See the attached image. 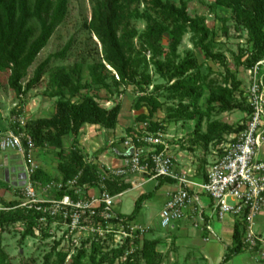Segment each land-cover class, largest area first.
<instances>
[{
	"label": "trees",
	"instance_id": "obj_1",
	"mask_svg": "<svg viewBox=\"0 0 264 264\" xmlns=\"http://www.w3.org/2000/svg\"><path fill=\"white\" fill-rule=\"evenodd\" d=\"M69 2L70 0H0V69L8 71V85L21 99L20 105L12 109L9 122L14 130L30 132L36 145H43L45 142L61 145L63 134H77L86 122L114 128L121 104L118 102L111 107H104L96 99L97 93L87 92L93 85L110 90L109 79L117 88L122 83L137 87L140 96L134 106L138 109L143 105L147 107L146 112L141 111L137 115V119L142 120L139 126L147 121V125L141 128L164 131V122L154 118V112L166 101L161 100L159 95L176 101L167 104L165 119L195 121L189 145L193 150L203 147L207 151L212 144L219 143L225 134L244 127L245 122L236 125L211 118L214 113L234 109L249 114L251 106L241 87L242 80L230 68L226 54L213 48L215 31L205 22L204 15L190 14L187 0H179V3L172 0H91V17L84 20L83 26L96 35L101 48L96 43L93 52L86 50L71 66L53 65V59H64L72 49L76 40L71 37L61 49L38 62L33 74L28 76L30 66L56 28L68 16ZM133 2H146L149 6L141 10L137 6L131 7ZM208 6L213 12L220 7L230 10V16L219 15L226 35L229 34L227 22L230 17L234 20L236 29L246 31L248 44L240 47V54L237 56L241 64L250 68L264 58V0H213ZM149 9H153V12ZM134 17L146 18L143 30L131 24ZM188 31L193 32L195 45L204 50L206 57L223 67L219 72L220 77L211 76L214 71L210 66L208 71H203V63L194 55H187L177 61L178 46ZM165 32L170 33L167 45L162 43ZM136 37L138 43L135 42ZM151 64L161 77L167 78V82L154 83L152 90L148 91L149 85L154 81L149 71ZM85 65L88 76L83 75ZM48 71L53 85L51 94L58 96L56 111L51 116L27 120L25 125H19L15 117L23 111V96L39 84ZM83 89L87 91L84 92ZM162 89L165 91L162 92ZM206 89L208 94L203 108L200 100ZM78 95L82 96L81 100H73ZM204 119H208L205 129L202 128ZM135 128L128 127V132ZM103 147L98 148L99 151ZM159 148L161 145H158ZM119 150L117 155L120 157L130 154V150ZM59 154V175L49 174L42 166L33 174L38 188L53 179L68 180L77 174L79 184H87L86 190L99 186L104 164L96 160L98 152L95 157L89 158L88 153L79 145L78 138L74 137L69 151L61 149ZM159 177L162 180H174L168 176ZM105 183L113 194L131 187L130 182H124L118 176L106 179ZM74 189L75 187L66 186L54 189L53 195L57 198L65 193L75 196ZM148 193L149 191H144L137 196L131 212H122L116 208L115 211L119 216L135 219ZM0 203V264H24L26 261L23 254L18 261H14L1 245L3 232L10 230L17 221L25 225L24 235L49 236L52 222L65 223L66 220L61 214L50 212L51 201L23 203V197L7 199L0 195ZM103 208L105 207L100 205L96 210ZM99 218L101 216L97 213L91 216V221ZM149 230L153 228L149 227L142 236L134 237L133 243L127 237L124 242L116 244L111 232H107L106 236L93 232L78 246L71 240L73 249L58 248L63 240L68 239L66 235L71 236L67 228L61 238L55 241L53 248L44 254L42 264H84L86 257L89 264H162L164 254L157 247L161 238L146 235ZM242 237L243 223L238 218L233 244L218 264H225L243 249ZM54 252L57 257L52 259Z\"/></svg>",
	"mask_w": 264,
	"mask_h": 264
},
{
	"label": "rangeland",
	"instance_id": "obj_2",
	"mask_svg": "<svg viewBox=\"0 0 264 264\" xmlns=\"http://www.w3.org/2000/svg\"><path fill=\"white\" fill-rule=\"evenodd\" d=\"M179 3V0H172ZM213 0H187L188 10L190 14L194 15L199 13L205 16V22L215 31L213 48L217 51H222L226 54L228 64L232 70L236 72V75L242 80V89L247 90L250 83V74L248 68L238 61L237 56L240 54V47L247 46L248 41L246 40V31L243 29H236L235 22L230 17L227 24L229 28V34L223 32V20L219 18V15L230 16V10L225 7L216 8L213 12L208 6ZM91 0H70L69 2V13L66 19L56 28L55 32L51 36L46 46L42 48L38 54L35 62L29 68V75L31 76L38 62L46 58L50 53L61 49L65 43L71 38L75 37V43L72 49L69 51L64 59H53V65H68L71 66L76 59L81 58V54L86 50L94 51L96 43L99 48L101 44L98 41L96 35L91 34L87 28L83 26L85 19L91 17ZM139 7L144 9L145 6H149L146 2H133L131 7ZM153 12V9H149ZM147 20L145 17H134L131 19V24L143 30L146 26ZM170 33L165 32L162 38V43L167 45L169 41ZM135 42L138 43V38H135ZM149 52L147 56H149ZM178 57L177 61L182 60L187 55H194L199 62L203 63L201 69L208 71V67L213 68L211 76H221L219 74L223 67L208 59L203 49L198 45H195V37L193 32L188 31L184 34L179 46H178ZM91 57H89V60ZM149 71L152 73L154 81L148 87V91H151L154 83H165L167 78L161 77L158 72L155 71V67L151 64ZM262 72L264 76V65H262ZM84 76H88V70L85 65ZM118 76V75H116ZM8 71L0 69V126L6 128L9 125L12 117V109L15 106H19L21 99L16 95L15 91L8 85ZM172 81V80H171ZM110 90L105 87H97L93 85V88L83 89L82 91L88 93H97L96 99L104 107H111L115 103H120L121 108L119 112L118 122L114 128H105L100 124H93L86 122L84 123L77 134L65 133L61 137V145H55L45 142L43 145H36V159L40 166L46 170L49 174L57 176L59 172V151L68 152L71 148L72 139L78 138V143L88 153L89 158L95 157V153L98 152L97 156H101L102 153H108L111 155H117V150L124 149L122 137H126L129 134L128 127H136L142 122L137 119V115L141 111H147L146 105H143L140 109L134 106L135 101L140 96V92L137 87L132 84H120L117 88L116 85L109 79ZM53 85L50 81V72H46L43 79L39 84L30 89L24 96L22 116L24 119L32 120L43 116H51L56 111L58 96L52 95ZM164 92L165 89H162ZM161 92V91H160ZM208 94L206 89L205 94L202 96L200 102L205 108V99ZM161 100H166L162 107L154 112V118L162 120L166 125L164 130L165 138L169 145L170 151L173 153L176 150H187L188 154H191L193 163L198 166L201 165L203 159H207V151L203 147H197L192 149L191 145L194 120H171L165 119L167 113V104L176 103L163 98L162 94L159 95ZM81 95L73 97V100H81ZM211 118H218L221 121L242 124L247 119L245 111L240 109H234L232 111H225L219 114L214 113ZM208 119H204L202 128H206ZM105 146V147H103ZM214 146V145H213ZM99 147L101 148L99 151ZM103 149V150H102ZM5 156L9 157V162L6 163ZM97 157V158H98ZM150 178V179H148ZM145 181L141 187H131L123 192L122 195L115 197V208L122 212H131L134 209L135 199L137 196L144 191L149 193L144 198L142 206L138 211L135 220L138 223L150 224L162 232L170 231L175 233L177 229H174L175 223L171 222L167 226L161 224L160 211L164 205L165 193L162 190L161 177L144 176ZM27 182L26 164L23 155L17 150L11 148L7 150H0V194L4 198L23 197L22 189ZM173 181H164L163 184L174 185ZM40 196L47 197L49 193L43 190L42 186L39 188ZM1 206V203H0ZM255 228L261 229L264 235V223H256ZM25 225L21 221H17L10 227V230L3 232V238L1 245L5 250L12 256L14 261H18L23 254L26 258L24 264H42L44 260V254L49 252L55 241L60 239L63 235L66 224L60 222H52L50 227L49 236H32L24 235ZM147 235H151L148 233ZM87 237L85 231H75L70 240H63L58 248H72L73 240L76 245H80L82 241ZM67 238V236H66ZM73 249V248H72ZM182 251V249H181ZM243 251V250H242ZM246 252H251L246 249ZM244 250V254L246 253ZM164 259L162 264H178L176 254L171 252L169 249L163 252ZM182 252L181 256H183ZM242 255V254H241ZM256 255V254H253ZM57 257L56 252L53 253L52 259ZM69 257V255H68ZM180 261L181 264H187V262ZM84 264H89V259L84 258Z\"/></svg>",
	"mask_w": 264,
	"mask_h": 264
},
{
	"label": "built area",
	"instance_id": "obj_3",
	"mask_svg": "<svg viewBox=\"0 0 264 264\" xmlns=\"http://www.w3.org/2000/svg\"><path fill=\"white\" fill-rule=\"evenodd\" d=\"M263 62L264 58L248 68L250 83L245 93L251 112L247 114L244 127L225 134L217 143L215 150L218 156L206 164L204 176L200 180L193 178L196 166L186 169L179 167L177 158L169 149L164 131L141 128L147 125V121H144L122 140L124 150L132 148V152L121 157L120 163L104 164L98 187H89L86 190L87 184H79L77 174L68 180L53 179L43 184V190L49 195L42 197L37 181L32 177L40 166L36 159V144L32 134L26 130L16 131L10 124L6 128L0 126V150L13 148L25 160L27 182L22 189L23 203L51 201L50 212L61 214L67 220L64 222L71 236L77 230L85 231L87 236L93 232L106 236L107 232H111L116 244L124 242L127 237L133 243L134 237L142 236L149 226L117 214L115 197L122 195L125 190L113 194L105 180L118 176L124 182H130L131 187H135L142 184L144 176H168L177 181L178 185L168 191L160 211L163 226L186 215L187 208L196 197L190 189V185H193L215 200L220 219L232 214L242 220L243 249L258 251L264 260V238L255 228L258 214L264 211V157L260 156V148L264 143ZM15 118L19 125H25L26 120L22 113ZM158 145L161 148L158 149ZM65 186L75 187V196L65 193L57 198L53 195L54 189ZM100 205L105 208L96 210ZM97 213L101 218L92 222L91 216ZM195 224L199 225L198 222ZM66 236L68 240L71 237L69 234Z\"/></svg>",
	"mask_w": 264,
	"mask_h": 264
},
{
	"label": "crops",
	"instance_id": "obj_4",
	"mask_svg": "<svg viewBox=\"0 0 264 264\" xmlns=\"http://www.w3.org/2000/svg\"><path fill=\"white\" fill-rule=\"evenodd\" d=\"M217 145L218 144L216 143L210 146L206 154L207 159H203L201 165L198 166L193 163L194 157L191 154H188L186 152L187 150L175 149L173 153L177 158L180 168L186 169L188 167L196 166L193 178L200 180L204 176L206 164L214 161L218 156L215 150ZM260 156L264 157V143L260 148ZM96 160L103 164H117L120 163L121 157L112 153L111 155L108 153H102ZM5 161L6 163L9 162L8 156H5ZM144 181L145 179H142V184L135 187H141ZM164 181H173L175 183L174 185H164ZM159 184H162V190L166 195L164 200L165 204L168 191L171 188L176 187L178 182L175 180L164 179L159 181L157 185ZM190 189L196 197L194 198L192 205L187 208L186 215L183 218L174 221V229H177V231L175 233L167 231L159 234L157 232L158 230H155L152 225L146 224L153 228V230H149L146 235L150 233L151 237H160L161 240L158 243V249L163 252L171 249V252L177 256L178 264H181L180 261H183V259L187 264H218L233 244L234 229L238 218L235 215L228 214L223 219H220L217 215L215 200L209 194L194 188L193 185H190ZM195 207L196 210L194 209ZM196 222H198L199 225H196ZM257 222L264 223V211L258 214L256 223ZM258 232L264 238L261 229H258ZM206 236H208V238H206ZM242 250L234 254L225 264H264V260L261 258L258 251L247 249L251 252H246V249ZM244 250L246 252L245 254ZM182 252H185L183 253V256H181Z\"/></svg>",
	"mask_w": 264,
	"mask_h": 264
},
{
	"label": "water",
	"instance_id": "obj_5",
	"mask_svg": "<svg viewBox=\"0 0 264 264\" xmlns=\"http://www.w3.org/2000/svg\"><path fill=\"white\" fill-rule=\"evenodd\" d=\"M132 150H133V149L131 148V149H130V152H132Z\"/></svg>",
	"mask_w": 264,
	"mask_h": 264
}]
</instances>
